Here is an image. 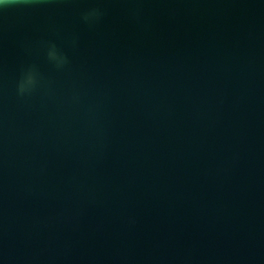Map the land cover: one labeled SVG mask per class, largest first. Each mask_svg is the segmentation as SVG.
Wrapping results in <instances>:
<instances>
[{
    "label": "water",
    "instance_id": "95a60500",
    "mask_svg": "<svg viewBox=\"0 0 264 264\" xmlns=\"http://www.w3.org/2000/svg\"><path fill=\"white\" fill-rule=\"evenodd\" d=\"M0 264H264V0L0 3Z\"/></svg>",
    "mask_w": 264,
    "mask_h": 264
},
{
    "label": "clouds",
    "instance_id": "9594fccd",
    "mask_svg": "<svg viewBox=\"0 0 264 264\" xmlns=\"http://www.w3.org/2000/svg\"><path fill=\"white\" fill-rule=\"evenodd\" d=\"M14 2H20V0H0V3L4 5H8L9 3H14ZM50 55H54V53H50Z\"/></svg>",
    "mask_w": 264,
    "mask_h": 264
}]
</instances>
